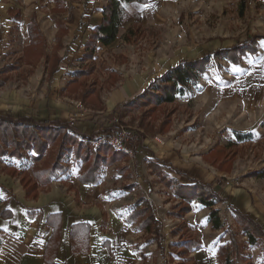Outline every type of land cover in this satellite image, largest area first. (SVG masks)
<instances>
[{
  "label": "crops",
  "instance_id": "crops-1",
  "mask_svg": "<svg viewBox=\"0 0 264 264\" xmlns=\"http://www.w3.org/2000/svg\"><path fill=\"white\" fill-rule=\"evenodd\" d=\"M66 1L69 0H0V42L4 34H8V30H15L7 25L12 21H17L26 35L20 53L13 60L22 57L25 48L31 43L28 24L33 18L44 37V54L50 56L56 52L57 56L60 57L57 71L52 75L48 74L49 62L43 55L35 64H22L19 69L26 68L28 71L29 68H32V72L28 71L29 75H32L35 68L43 61L47 79L53 78L61 83L60 96L57 98L60 99V102H52L48 109L45 106L42 107L41 103L38 104V102L35 105L38 109H33L29 102L27 108L23 110L0 112V114L16 117L32 116L38 121L60 120L72 127L74 126L80 133L88 135L97 129L99 130L101 125L109 127L112 124L106 121L103 113L105 115L111 113L116 117L121 104L142 92L153 78L158 77L175 63L162 67L164 63L160 61L159 56L153 60V57L146 55L139 60L141 63L137 65L129 67L128 63L123 62L115 68H110L109 71L116 73L119 78L105 96L104 94L101 95L98 90L99 98L102 100L101 110L87 107L89 114L86 118L71 120L72 113L75 111L72 101L74 102L75 99H72L73 93L68 94L66 92V84L71 79L72 72L87 62V60H82L86 39L90 32L99 26L103 17L102 8L109 0L100 3L84 2L80 5L70 6L69 10L64 8ZM119 1L127 16L113 43L105 45L98 42L92 57L94 65L98 53L113 48L112 46L116 41H122L120 37L132 29L134 25L146 27L157 24L162 20L164 13L169 12L171 7L177 6L180 1L184 0H146L142 3ZM250 2L254 3L255 6V13H257L255 18L259 20L261 15L262 20H264V15L260 14V10L264 9V0H250ZM257 50L259 68L253 69L259 75L233 79L235 83L230 86L232 87L230 88V97L232 99L233 96L238 97V101L240 98V103H242L240 105L241 114L248 115V111L252 108L253 115H250L256 116V118L258 116V118L253 126L248 124L247 128L243 130L233 126L231 129L241 132H247L244 130L249 129V132L253 134L256 132L263 133L264 137L263 37L257 40ZM236 91L240 92V95L233 93ZM64 99L70 101L71 104L66 103ZM61 101L66 104L61 103ZM258 107L260 108L259 111H257ZM170 133L168 132L164 136L153 135L148 136L147 139L142 138L141 142H138L139 144L132 143L133 150L136 151L132 156L133 161H135L134 165L138 173L141 174L133 182V190H125L123 187L128 185L123 186L119 183L117 185L119 189H117L109 182V175L118 176L121 170L125 168L126 165L123 162L118 169L115 165L102 167L97 182L84 183L79 179L84 162L79 165L76 160L73 161L72 157H67L69 168H71L69 172L53 179L45 186L38 185L37 194L34 197L26 195V191L17 176L0 170V264H150L147 262L144 252L139 248L141 244L137 243L141 242L143 235L148 233L136 228L135 223L127 222L126 219L128 213L134 209L135 197L138 195L152 201L154 213L161 222L163 234L161 247L154 240L149 244V246H155V249L161 253L159 256L157 255L156 264H178L180 259L175 257L172 248L181 238L179 239L173 231L177 228L176 224L179 221H186L189 227H186V223H184L185 231L194 233L195 227L192 226L191 217L196 209L193 203L201 204L197 200H193L190 203V210L183 216L175 217L172 215L169 211L170 207L177 204L180 198L175 196L174 188H172L173 193L168 192L170 196L161 198L158 196L160 192L155 182L150 179L144 180V175L152 176L148 158L156 157L160 165H170L174 169L180 170L187 177L204 183H212L211 179L214 178V175L212 177L206 176L207 171L205 170L207 163L205 155L212 147L205 149L203 144H196L191 150L193 156L189 158L184 154L183 147H179L180 151L177 148L173 149L177 141H174ZM253 137L255 138V135ZM161 142L162 144H159ZM179 145L183 146L182 143ZM11 162L17 165L24 164L17 159H13ZM70 162L77 164L73 165L74 163ZM0 164H7V160L1 159ZM168 172L171 177L175 176L173 172ZM215 177L220 178L223 175L215 172ZM259 179L264 180V178L250 176V179L237 183L235 188L227 189L225 192L221 190L219 193L227 198L226 203H230L257 224H260L264 239V189L260 186ZM178 181L184 182L185 179L181 176ZM136 193L139 194L136 196ZM129 194L133 197H130ZM168 198L172 199L169 207L167 206ZM168 223H173L176 226L169 228L170 226H166ZM208 226L209 230H216L212 226ZM194 236L198 238L201 244L198 249L187 255V259H191L195 264H222V260L217 255L218 248L217 258L210 257V255L205 254L204 241L199 232ZM245 248L247 249V245L242 249L244 252H246ZM257 248L262 255L260 248ZM241 255L245 257L249 254L245 255L241 252Z\"/></svg>",
  "mask_w": 264,
  "mask_h": 264
},
{
  "label": "rangeland",
  "instance_id": "rangeland-1",
  "mask_svg": "<svg viewBox=\"0 0 264 264\" xmlns=\"http://www.w3.org/2000/svg\"><path fill=\"white\" fill-rule=\"evenodd\" d=\"M256 14L254 3L250 2V0H239V2H236V0L180 1L177 6L171 7L169 12L164 13L162 20L157 24L146 27L134 25L132 29L123 34L125 38L123 35L120 37L122 41H116L114 46H112L113 48L100 51L95 65L93 64L95 69L91 75L86 77V82L89 85L94 84L100 94L105 96L119 78L116 73L109 71L110 68H115V66L123 62L125 64L128 63L130 67L141 63L139 60L146 55L153 57V60L159 56L160 61L164 63L162 67H164V65H171L173 62L176 64L181 60L202 58L203 55L212 54L217 49H229L231 46L246 40L256 50L255 52L248 51L245 55L237 56V62L225 57L212 55L209 58L210 61L206 65V69L199 76V83L190 87L189 91L182 97L177 96L178 98L173 103H162L157 106L154 103L155 98L150 96V99H138L128 107H119L116 116L117 122L131 131V144L133 142H136V144L140 143L142 138L147 139L148 136H164L171 132L170 134L173 136L174 141H177L173 149L177 148L179 150V147H183L184 154L189 158L193 156L191 150L196 144H203L205 149L218 146L222 153L227 151L228 156L233 154L232 162L228 168L224 167V169H219L205 160L207 162L205 164L206 176L212 177L214 175L211 182L215 189L225 192L227 189L235 188L237 183L250 179V176H245L250 171L264 168L263 133H252L255 135L252 140L246 143H236V139L233 136L234 131L231 129L233 126L240 127L241 130L247 128L248 124L253 126L258 118V116L257 118L252 116V108L248 111V115L244 116L241 114L240 105L242 103H240V98L238 101V97L233 96V99L230 97V88H232L230 86L235 83L233 79L259 75L255 73L254 69L259 68L257 40L264 38V20H262L261 15L259 20L255 18ZM260 14L264 15V9L260 10ZM7 25L15 30H8V34H4L3 38H1L0 67L3 63H9L15 56H18L26 37L23 28L17 21L9 22ZM34 71L32 75H29L26 68L9 71V78L5 83L0 84V112L23 110L27 108L29 102L33 109L36 110L38 109L35 106L37 102L47 109L52 102H60V99L57 98L60 96L61 83L53 78L51 80L47 79L44 62L42 61ZM233 93L240 95V92L237 91ZM73 96L72 99L80 102L86 109L89 108V105L85 104L80 96L77 94ZM64 101L71 104L67 99H64ZM64 101H61V103H65ZM74 102L72 101L73 108ZM259 110L260 108L258 107L257 111ZM103 114L108 123H111V120L115 118L111 113ZM112 125L115 124L112 123L109 127H112ZM97 131L99 130L97 129ZM244 131L247 132L242 131V133H248L249 129ZM59 139L49 144L42 157L43 159L38 161H33L31 154L23 150L21 161L27 166L31 164L29 169L26 167L28 170L22 173L23 175L19 171L12 173L13 170L10 168L12 165H15L18 170H23L25 167L22 168L21 164H13L11 161L14 158L7 157V155L0 157V160H7V164H0V170L12 176H17L21 185L27 184V186H31L29 184L30 180L38 182L32 168L40 169L54 161V156L59 149ZM179 143H182L183 146H180ZM84 144L88 146L87 148L90 146L91 149L99 147H95L91 142ZM133 144L131 155L126 156L125 154L126 157L124 159L112 164L117 169L121 162L126 165L119 173L120 175H109V182L116 186L117 189H119V186L117 187L119 183L123 186H132L130 190H133V182L137 179V176L140 177L141 175L134 165L135 161H133L132 156H134L136 151L135 149L133 150ZM159 144H162V142ZM6 149L10 151L12 145L6 146ZM72 155L71 153L67 157H72ZM67 157L64 163L68 165V169L66 172L60 173V175H65L71 169L69 168ZM221 158H223L222 154L219 160ZM72 159L73 161L76 160L79 165L83 163L82 158L75 159L72 157ZM76 164L74 163L73 165ZM102 167H105V165L103 164ZM102 167L101 170L103 169ZM159 169L165 175H169V172L164 167ZM215 172L219 175L222 174L223 177L216 178ZM167 177L165 176V178ZM144 178L146 181L150 179L155 182L159 188V197L167 198L168 192L173 193L172 188L174 187L161 182L159 175L153 170L152 176L147 174L144 175ZM174 178L179 180L181 176L175 174ZM140 179L143 180V178ZM226 181L229 183H226ZM259 183L264 189V180L259 179ZM138 194L136 193V196ZM129 196L133 197L131 194ZM141 197L140 195L135 197L134 203ZM167 200V206L169 207L172 199L168 198ZM178 205H180V200L174 206L171 205L172 208L170 207L169 211L172 212ZM193 205L196 210L193 211L194 213L191 217L192 226L195 227V232H199L204 241L205 254L217 258L216 253L219 246L222 244L228 245V248L230 246V233L227 232V228H231L232 232L236 233L239 227L234 224L233 214L224 201L215 203L212 208L195 202ZM210 209L218 211V216L223 226L222 229L209 230L208 225L211 226V224L208 221L207 213H209ZM181 223H186V221H179L176 224L177 228L182 225ZM176 225L168 223L166 226L172 228V226ZM185 226H188L187 223ZM180 227L181 230L177 234L179 239L182 236L186 237L196 234L195 232H186L183 226ZM151 237H153V234L150 233L143 235V240L137 243L141 244L139 248L147 257V262L156 264L157 255L159 256L161 253L155 249V246H149L151 242H154ZM237 238L245 240L238 234ZM242 253L245 255L249 254V256L244 257L241 252L237 254V258L230 255V264H233L234 260H236L237 264H264V257L260 254L257 247L247 246L246 252L242 250ZM180 263L185 264V259H180L178 264Z\"/></svg>",
  "mask_w": 264,
  "mask_h": 264
},
{
  "label": "trees",
  "instance_id": "trees-1",
  "mask_svg": "<svg viewBox=\"0 0 264 264\" xmlns=\"http://www.w3.org/2000/svg\"><path fill=\"white\" fill-rule=\"evenodd\" d=\"M126 1L142 3L146 0ZM102 13L103 17L99 26L95 27L86 39L85 52L82 60H87V62L84 66L78 67L72 72L71 79L66 84L67 87L65 89L68 94L73 93L80 96L89 107L99 110L102 108V100L99 98V92L97 88L94 87V84L89 85L86 82V77L91 75L94 71L92 61V57L94 56L93 53L97 48L98 42L109 45L116 40L115 38L118 30L127 16L119 0H109L102 8ZM28 28L31 43L25 48L22 57L12 62L5 63L0 67V84L5 83L9 78V71L18 70L22 64H35L42 55L45 56L46 61L49 62L47 68L48 74L52 75L57 71L56 69L60 57L57 56L56 52H53L50 56L44 54V37L37 27L34 18L28 24ZM248 51L255 52L256 50L245 40V42L233 45L229 49H217L212 54H205L202 58L181 60L158 77L153 78L142 92L132 96V98L119 107H128L131 103L136 102V100H143L145 98L150 99V96L155 98L154 103L157 106L162 103H173L177 96L185 95L190 87L199 83V76L206 69V65L209 63V58H211L212 55L225 57L231 61L237 62V56L245 55ZM31 70L32 68L28 69L29 72H32ZM100 127L99 131L86 135L80 133L74 126L72 127L70 124L61 122L60 120L38 121L32 116L16 117L9 114H0V157L7 155V157L21 161L23 158L22 151L26 150L28 154H31L32 159H34L33 161L41 160L49 144L56 142L61 136L59 139V149L54 156V161L40 169L32 168L38 182H32L28 179L30 180L29 184H31V186L22 184V187L26 191V195L29 197L36 196L38 185L45 186L53 179L59 177L60 173L66 172L68 165L64 163V160L68 155H71V153L73 154V158H82L84 162V167L79 174L80 181L84 183H95L100 177V170L103 164L105 166H110L126 157L123 152L119 150L115 151L109 144H102L97 149H91L90 146L87 148L88 146L84 144L86 142H83V140H95L98 137L107 135L109 131L114 129L113 125L112 127H103L102 125ZM233 136L236 139V143L248 142L253 139L252 132L242 133L234 130ZM7 144L12 145L10 151L6 149V146H8ZM221 154L223 158L219 160ZM232 158L233 154L228 156L227 151L222 153V150H219L218 146L209 150L205 155V160L219 169H224V167L228 168L229 164L232 162ZM157 160L156 157L148 158L149 166L159 175L161 182L174 187L175 196L180 198V205L176 206L171 212L175 217H181L187 213L191 208L190 203L193 200H197L201 205L211 208L217 202L228 201L226 197L222 196L219 191L215 189L212 183H204L197 179L189 178L180 170L174 169L170 165H160ZM29 165L22 164V168L25 167L23 170H18L15 168V165L10 166V168L13 170L12 173L19 171L20 174L23 175L22 173H25V171L29 169ZM163 167L167 169V171L183 176L185 181L179 182L168 174L167 177V175L162 173L163 171L161 172L159 169ZM165 176L167 178H165ZM245 176L264 178V168L250 171ZM130 188H132V186L123 187L125 190ZM227 206L230 211H232L234 224L237 225L239 229L235 233L234 231L232 232L231 228H227V232L230 233V246L228 248V245L222 244L218 247L217 253L219 259L222 260V264L231 263L229 258L230 255L237 258V254L242 252L245 245L259 247L264 257V239L262 238L263 232L260 224H257L230 203H227ZM128 214L126 218L127 222L135 223L136 228L145 230L148 234H153L151 239L157 242V245L161 247L163 240V234L161 232L162 227L161 222L156 217V213H154L153 203L143 197L138 198L134 209ZM207 216L212 228L222 229L223 226L216 209H210ZM181 224L182 225H179L178 228L173 231L174 234H178L181 230L180 226L186 229L184 223ZM237 234L243 236L245 240H239ZM180 238L179 242L172 248V252L178 259H185V264H195L191 259H187V255L200 247V241L194 235L182 236ZM233 264H237L236 260H234Z\"/></svg>",
  "mask_w": 264,
  "mask_h": 264
},
{
  "label": "built area",
  "instance_id": "built-area-1",
  "mask_svg": "<svg viewBox=\"0 0 264 264\" xmlns=\"http://www.w3.org/2000/svg\"><path fill=\"white\" fill-rule=\"evenodd\" d=\"M105 0H74V1H66L64 3V8L69 10L70 6H76L83 4L84 2H91V3H100L104 2ZM74 108L75 111H73V115L71 117V120L75 118H82L86 117L88 113V109H86L80 102L75 101L74 102ZM111 123L115 124L113 125V130L109 131L107 135L98 137L95 140L89 141V140H83V142H91L95 147H98L102 145L103 143L109 144L114 150H119L123 152L126 155H131L132 153V144H131V137L132 133L127 128L124 127V125L117 122V117L111 120ZM226 183H229L226 181Z\"/></svg>",
  "mask_w": 264,
  "mask_h": 264
}]
</instances>
